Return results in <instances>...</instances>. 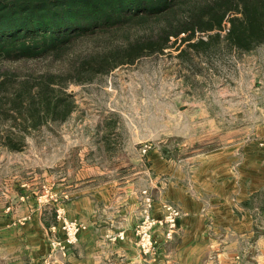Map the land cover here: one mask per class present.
I'll use <instances>...</instances> for the list:
<instances>
[{
    "label": "rangeland",
    "instance_id": "1",
    "mask_svg": "<svg viewBox=\"0 0 264 264\" xmlns=\"http://www.w3.org/2000/svg\"><path fill=\"white\" fill-rule=\"evenodd\" d=\"M143 33V28H134L126 35L134 41ZM183 37L173 38L161 53L79 84L73 82L79 59L113 50L127 42L123 35L84 40L64 60L0 62L6 106L18 93L36 90L45 81L60 84L53 86L54 99L75 103L65 121L29 129L22 150L10 151L0 143V202L28 212L44 207L51 211L64 199L53 189L65 177L112 189L132 180L139 203L133 234L140 253H157L158 231L165 241L172 240L183 210L165 200L161 213L154 212L162 186L177 179L187 182L195 167L224 149H231L236 165L247 145L259 140L264 148V44L250 53L181 56ZM198 38L207 35L197 33ZM10 125L1 124L0 132ZM57 211L59 225L67 220L87 229L85 222Z\"/></svg>",
    "mask_w": 264,
    "mask_h": 264
},
{
    "label": "crops",
    "instance_id": "2",
    "mask_svg": "<svg viewBox=\"0 0 264 264\" xmlns=\"http://www.w3.org/2000/svg\"><path fill=\"white\" fill-rule=\"evenodd\" d=\"M230 150L210 154L187 182L177 179L162 186L154 212L160 214L167 200L179 205L183 216L172 240L156 232L160 244L155 254L143 255L136 246L135 182L112 189L65 177L53 189L64 199L51 211L28 212L0 202V259L3 264H264V148L259 140L247 145L236 165ZM58 209L87 224L66 255L52 245L62 236Z\"/></svg>",
    "mask_w": 264,
    "mask_h": 264
},
{
    "label": "trees",
    "instance_id": "3",
    "mask_svg": "<svg viewBox=\"0 0 264 264\" xmlns=\"http://www.w3.org/2000/svg\"><path fill=\"white\" fill-rule=\"evenodd\" d=\"M134 28L145 33L131 41L126 34ZM197 33L207 39L195 40ZM105 34L123 35L127 42L101 56L80 58L74 83L161 53L181 35V56L250 53L264 44V0H0V62L64 60L82 41ZM5 82L0 75V125L11 127L0 132V143L10 151L23 149L29 129L65 121L75 109L74 101L66 105L65 97L53 98L54 84L60 85L55 81L18 93L6 106Z\"/></svg>",
    "mask_w": 264,
    "mask_h": 264
},
{
    "label": "built area",
    "instance_id": "4",
    "mask_svg": "<svg viewBox=\"0 0 264 264\" xmlns=\"http://www.w3.org/2000/svg\"><path fill=\"white\" fill-rule=\"evenodd\" d=\"M84 229L85 226L82 224L64 220L60 225L62 232L61 240L52 243L53 249L62 255L70 253L77 246ZM45 264H49V262L47 261Z\"/></svg>",
    "mask_w": 264,
    "mask_h": 264
}]
</instances>
